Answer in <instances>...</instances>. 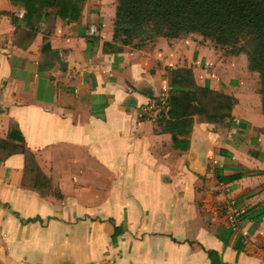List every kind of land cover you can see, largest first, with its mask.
<instances>
[{"label": "crops", "instance_id": "obj_1", "mask_svg": "<svg viewBox=\"0 0 264 264\" xmlns=\"http://www.w3.org/2000/svg\"><path fill=\"white\" fill-rule=\"evenodd\" d=\"M57 3L34 29L0 0V264H264L257 76L218 85L200 68L214 50L192 33L113 41L115 0ZM177 68L231 96L230 114L183 106L170 129L169 113L147 116ZM11 144L32 152L45 193L22 184Z\"/></svg>", "mask_w": 264, "mask_h": 264}, {"label": "trees", "instance_id": "obj_2", "mask_svg": "<svg viewBox=\"0 0 264 264\" xmlns=\"http://www.w3.org/2000/svg\"><path fill=\"white\" fill-rule=\"evenodd\" d=\"M10 1L24 9L22 18L34 29L43 8L52 7L55 3V13H60L58 0ZM193 32L216 45L230 48L231 53L245 54L248 69L258 74V93L264 116V0H115L113 41L127 45L135 38L142 43L159 36L173 39ZM167 81V129L173 125L170 118L176 117L183 106L189 114L212 113L220 117L230 114L232 97L195 85L190 69L167 70ZM184 87H191L193 91H184ZM8 129L9 133L15 131L22 141L14 123H9ZM11 146V151L23 155L22 184L45 193L50 183L39 169L32 152L23 145Z\"/></svg>", "mask_w": 264, "mask_h": 264}, {"label": "rangeland", "instance_id": "obj_3", "mask_svg": "<svg viewBox=\"0 0 264 264\" xmlns=\"http://www.w3.org/2000/svg\"><path fill=\"white\" fill-rule=\"evenodd\" d=\"M191 34V33H188ZM188 34H182L180 36H185ZM192 34H195L196 39L200 41V34L197 32H193ZM197 34V35H196ZM199 35V36H198ZM202 40L206 41L205 45L209 46L210 48H213V54L215 55L214 57L209 56V60L205 63H202L200 65L201 70H210V69H215L213 72H215V77L214 80L215 82H218V85H221L223 87L227 85H232L233 80L237 82L241 78L242 81H244L245 77L249 76V82H257L256 76L258 78V74L256 73H251L253 71H250L247 66V59L244 53H231L230 48L225 47V46H220L216 45L212 40L207 39L203 36H201ZM154 39V38H153ZM148 40V41H152ZM147 42V41H145ZM144 43V42H142ZM141 43L137 38L133 39L132 42L129 45H132L135 47L136 45H140ZM243 55L245 56V61L244 59H241L239 56ZM245 79V80H246ZM224 80V81H223ZM228 80V83L226 81ZM259 81V78H258ZM225 83V84H224ZM258 83V82H257ZM259 90V89H258ZM260 100V96H259Z\"/></svg>", "mask_w": 264, "mask_h": 264}, {"label": "built area", "instance_id": "obj_4", "mask_svg": "<svg viewBox=\"0 0 264 264\" xmlns=\"http://www.w3.org/2000/svg\"><path fill=\"white\" fill-rule=\"evenodd\" d=\"M97 26L95 24H89L86 30V35L88 37H94L97 35ZM169 89V88H168ZM147 116L150 117H158L161 113L166 114L169 110V102H168V95L162 99H160L159 103H156L154 105H148L143 108ZM231 228L235 229L237 227V219L236 217H231Z\"/></svg>", "mask_w": 264, "mask_h": 264}]
</instances>
